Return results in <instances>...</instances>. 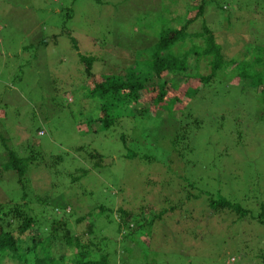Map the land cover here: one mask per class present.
<instances>
[{
	"label": "rangeland",
	"instance_id": "rangeland-1",
	"mask_svg": "<svg viewBox=\"0 0 264 264\" xmlns=\"http://www.w3.org/2000/svg\"><path fill=\"white\" fill-rule=\"evenodd\" d=\"M214 3L228 8L207 17L210 26L218 23L215 36L231 65L206 86L190 70L167 78L137 92L132 108L103 93L134 64L124 48L146 54L161 31L194 17V0H0V168L8 149L36 156L25 199L16 175L0 173V205H20L43 228L46 218L63 216L51 206L67 205V219L84 217L73 232L92 225L91 238L116 264H263L264 95L239 80L232 64L251 57L254 30L240 19L263 29L264 16L252 9L264 0ZM79 55L93 58V76L85 77ZM209 60L199 62L204 76ZM102 105L115 125L90 132L86 123ZM90 152L102 156L100 167L83 160ZM81 169L87 173L80 177ZM220 193L247 214L213 212L207 200ZM120 209L130 219L120 220ZM71 251L54 249L67 257ZM0 264L14 263L0 257Z\"/></svg>",
	"mask_w": 264,
	"mask_h": 264
},
{
	"label": "trees",
	"instance_id": "trees-1",
	"mask_svg": "<svg viewBox=\"0 0 264 264\" xmlns=\"http://www.w3.org/2000/svg\"><path fill=\"white\" fill-rule=\"evenodd\" d=\"M194 2V17L188 18L185 23H177L178 27L176 26V29L172 27L173 29L169 28L161 31L157 39L151 43L152 47L146 54L144 52H135V47L124 48L126 51L129 50L134 53V64L130 69L128 68L129 71L125 74L114 75L108 80V86L103 90L105 96L115 99L122 96L123 103L120 104L121 107L131 106L133 108L138 103L139 95L137 92L141 90L147 91V89L156 90L158 87L164 86L167 78L181 73L186 75L188 70H190L191 74L188 77L195 78L206 86L217 78L219 71L228 64L231 65V62L228 63L225 58L224 45L218 43L215 36L216 32L214 31L217 29L216 24L218 23L215 22L216 24L210 26L207 17V13L211 10L213 14H216L218 11L221 13L226 11L228 8L217 6L214 3L215 0H194ZM263 7L264 5L260 7L259 4L253 7L252 11L255 18L257 15L264 16ZM235 12L243 13L246 11L236 6ZM250 13L249 9L248 14ZM196 20H200L201 24L197 28H193L192 25L196 26ZM222 20L229 23L232 19L226 21L223 16ZM240 20V22H243L241 25L247 26L249 32L254 30L255 37L249 48L251 57L246 59V61H240L236 65H232L237 67L238 73L236 77H239V80L248 81L257 92H261L264 95V27L263 29L261 27H253L255 22L248 24L245 17H241ZM198 41H201L202 44L198 43ZM46 43L47 41L45 40L41 41L42 45ZM185 43L189 44L188 49L181 50ZM71 44L72 48L78 52V43L73 38H71ZM178 44L182 45L178 46ZM225 46L230 45L226 43ZM178 47H180L179 50L177 49ZM205 58L210 59L208 63L210 73L207 76L200 74L199 62L200 59ZM251 58L252 60L250 61ZM79 61L84 66L85 77L93 76V58L79 55ZM239 66H241L240 69ZM251 66L259 68V71L255 69L249 70ZM164 96L163 93H160L156 97L159 102H162ZM116 118L119 119L120 117ZM115 121L110 109L106 105H102L97 115L90 117L86 124L90 132L94 128L106 131L115 125ZM121 140L125 142L124 136H121ZM179 140L184 141L185 136L180 135ZM175 147L176 142L173 143V148ZM78 150H81V148ZM5 152L7 153V160L2 164L0 173L11 171L16 175L17 184L22 191L21 199H25L28 196V186L25 180L27 167L31 161L36 160V156L31 155L28 158H23L12 150L8 149ZM83 160L90 162L93 168H97L102 165L103 158L97 152H90L83 157ZM79 172L81 173L80 177L87 173L85 169H81ZM73 180L78 181V177ZM219 195L221 199L208 198L207 200L208 207L213 212L222 213L228 211L236 213L240 217H244L247 214V211L242 209L240 205L231 203L221 193ZM43 197L46 198H42V202L49 198L48 195ZM11 203L12 201L8 200L6 204L0 205V257L2 260L6 259L14 264H116L115 261L112 262L111 254L103 253L100 240L95 243L91 238L92 225H87L88 227L81 234L73 232L71 225L73 224L72 226L80 229L81 227L77 225L84 222V217L77 218L74 221L72 218L67 219L66 215L68 212L66 209L70 211L67 205L65 207L60 204L51 206L50 209L52 211L58 213L60 210L63 212V216L52 217V219L46 218L44 223L47 226L43 228L38 218L29 216L28 212L21 211L20 205H12ZM99 210L100 212L104 211V207L100 206ZM118 211L122 212L121 217L119 216L120 220L121 218L130 219V213L121 209ZM161 214L154 215V219L160 217ZM258 222L264 226V216L262 214ZM85 236H88L91 240L86 239ZM57 245L64 248V250H72L70 257L65 256V254L57 255L54 252ZM261 261L264 264V258Z\"/></svg>",
	"mask_w": 264,
	"mask_h": 264
}]
</instances>
